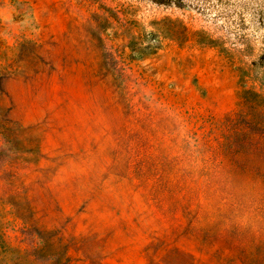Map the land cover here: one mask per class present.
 Returning a JSON list of instances; mask_svg holds the SVG:
<instances>
[{"label":"rangeland","instance_id":"374dc122","mask_svg":"<svg viewBox=\"0 0 264 264\" xmlns=\"http://www.w3.org/2000/svg\"><path fill=\"white\" fill-rule=\"evenodd\" d=\"M0 264H264V0H0Z\"/></svg>","mask_w":264,"mask_h":264}]
</instances>
